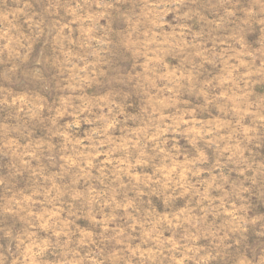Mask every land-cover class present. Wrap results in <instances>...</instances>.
I'll use <instances>...</instances> for the list:
<instances>
[{
	"label": "rangeland",
	"instance_id": "1",
	"mask_svg": "<svg viewBox=\"0 0 264 264\" xmlns=\"http://www.w3.org/2000/svg\"><path fill=\"white\" fill-rule=\"evenodd\" d=\"M0 264H264V0H0Z\"/></svg>",
	"mask_w": 264,
	"mask_h": 264
}]
</instances>
